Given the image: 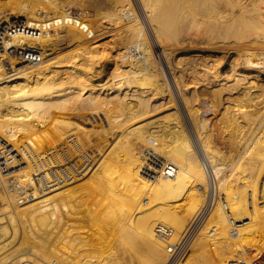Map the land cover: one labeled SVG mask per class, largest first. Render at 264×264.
<instances>
[{
	"label": "bare ground",
	"instance_id": "bare-ground-1",
	"mask_svg": "<svg viewBox=\"0 0 264 264\" xmlns=\"http://www.w3.org/2000/svg\"><path fill=\"white\" fill-rule=\"evenodd\" d=\"M12 2H0V30L5 27V30L20 29L24 32L12 38H8V34L0 36V162L8 165L10 169L19 166L22 160L15 159L16 151L17 155L23 156V162L29 161L30 165L28 163L23 170L9 172L6 176L0 175V255L11 248L14 242L19 243L17 248H12V251L10 249L0 257V264H169L170 257L166 246L157 238L154 227L168 225L175 232L174 237H181L193 224L202 208L206 190L211 186L208 179L217 180L220 190L224 181L221 175L224 171L232 177L230 184L237 187L238 192L237 188L227 192L224 203L221 202L220 205L219 202L216 205L208 219V223L212 222L208 224L210 229L203 230L205 238L209 237L210 240L206 239V242H214V245H217L214 246L215 249H221L226 257L225 259L222 256V260L231 259L233 262L244 254L243 248H247L246 246L260 248L261 252H264L263 0H225L230 7L227 8L229 13L222 11L223 13L206 15V12H200L206 15V53L215 57L216 53L211 49L221 46L219 41H214L215 36L218 39L222 33H225L226 37L227 33H232L234 35H230L235 38L229 41V49L234 57L231 64L228 63L232 67L231 75L221 73L220 67L223 65L220 61L206 60V98L202 99L206 100L207 106H214L218 112L208 107L205 112L200 105H190L188 99L183 98L185 86L182 82L183 78L185 81L189 80L187 76L190 69L182 71L184 68L180 66L181 70L174 71L178 64L186 63V60L179 56L184 53L178 55V62H173V51L169 53L167 49L170 48L162 47V36L169 35L170 40H173L170 31L173 25H180L181 19L178 13H175V18L169 16V20L171 21V17L176 20L180 18L179 24L173 19L172 26L169 20L165 21L173 6H170L168 11L167 8L162 11L159 10V3L166 4L167 0L139 2L145 23L150 26L167 69L173 76L171 82L174 83L173 88H176L177 94L173 93L172 86L162 78V70L155 55L151 53L141 27L138 26L133 0ZM218 3L216 4L219 5ZM72 6L80 11L75 13ZM201 6L197 5V8L195 6L191 9ZM85 7L87 10L92 9L94 14L82 11ZM48 8L50 11L52 9L54 18L39 11ZM190 10L187 11L189 18L191 14L196 15V10L195 13ZM159 11L164 12V15L158 13ZM104 13L108 14L103 16ZM200 13L197 15H201ZM76 16L78 17L75 18ZM192 17L188 19L191 20L190 23L196 20H192ZM185 20L188 21L185 18L183 22ZM165 23L170 27H166ZM240 26H243L241 31L250 26L259 34L253 31L252 35L250 33L252 37L247 34L244 38L239 33ZM174 28L173 30L177 29ZM236 28L239 30H234ZM27 31H37L40 34L32 38V35H27ZM177 31L179 29L174 33ZM247 31L251 32L248 29ZM99 32L112 35L111 44L117 49L112 51L113 70L103 74L104 78H108L105 84L98 82L103 78V61L107 58L108 48L96 41L100 39ZM214 34L216 35L213 36ZM142 38L145 43H142ZM164 38L169 39L168 36ZM72 41L77 42V52H73L76 51L74 45L71 60L64 62L67 60L64 59L63 65L58 64L61 62H52L54 57L49 58L51 63L45 60L31 66L22 65L27 62L22 57L28 51L26 44H29L28 48L34 49L33 45L39 43L53 53L59 49L62 51L64 46ZM14 57L16 61L4 64L6 58ZM76 61L79 62V68L76 65L74 67ZM8 65L12 69L9 70L10 73L6 70ZM178 94L193 126L192 135L187 130L189 126H184L188 125L189 121L184 122L186 120L183 119L180 109L182 105L178 108V102H174V98L178 100ZM107 103L131 110L132 123L122 124L120 130L111 128L106 131L108 134L102 133L94 138L95 129L83 127L81 123L72 120L79 111L93 110L95 113L94 109ZM59 111H67L71 116L66 115L67 113L66 116L60 115ZM202 111L205 113L201 114ZM207 113L211 114L209 119ZM159 128L164 129L166 133L161 132ZM80 131L91 135L93 139L96 153L91 156L82 153L83 145L81 146L76 135ZM131 133L143 140L155 137V154L178 167L174 178L151 179L142 176L145 168L143 155L138 156L135 146L129 147L127 142L121 141ZM33 139H41L40 144L46 150L40 153L42 149L39 148L38 153V149L32 146L36 142L33 143ZM93 143L90 142V146ZM165 145H171V148L161 154ZM10 146L13 148L9 149ZM62 146H65L66 150ZM89 149L92 152L91 147ZM196 150L202 158L205 156L211 170L208 171L203 160L202 166ZM78 156L85 159L83 167L77 165ZM90 160L95 161L97 166L86 170L93 172L89 174L92 181L88 179L91 185L86 189L92 196L99 194L100 203L96 208L88 204L90 194L85 201V197L81 199L84 195L82 191L80 196L75 190L65 188L75 183L81 173L89 167ZM35 176L39 177L38 186ZM10 179L20 182L21 191L15 192L9 188ZM194 182L195 191L191 188ZM29 186L35 188L33 193L28 194ZM20 192L26 194L23 200L19 196ZM155 202H161L162 210L146 212ZM5 213H8L5 215L7 220L3 217ZM40 230L44 233L42 236V232L39 234ZM234 230L238 231L235 236L232 234ZM200 236L204 237L202 233ZM237 236L240 237L239 242L234 240ZM204 242L200 245L202 250L208 244L205 242V245ZM41 245L47 249H44L46 252ZM210 245L209 249H214L210 248ZM208 250L205 249L209 255ZM214 254L212 253V256ZM242 260L248 263L245 259Z\"/></svg>",
	"mask_w": 264,
	"mask_h": 264
},
{
	"label": "rangeland",
	"instance_id": "rangeland-1",
	"mask_svg": "<svg viewBox=\"0 0 264 264\" xmlns=\"http://www.w3.org/2000/svg\"><path fill=\"white\" fill-rule=\"evenodd\" d=\"M1 1H3V0H1ZM0 1V2H1ZM12 3H14L15 2V0H10ZM138 1V2H137ZM164 1H166V0H164ZM169 1V2H168ZM173 1L174 0H167V3L165 4V2H163L164 4H162V3H159V5H160V8H159V10L161 9L162 11H163V9L165 10L166 8H167V11L169 10L168 8L170 7V6H173V9H172V7H171V9L169 10V12H168V19H167V17H165L166 19H165V21H167V20H169L170 18H169V16H176V14L181 18H179L180 19V21H179V19L177 18V20L176 19H173L172 17H171V21L172 22H174L175 20V22L177 23L178 21L180 22V25H176V27H175V25H173L174 27V29H176V30H178L179 29V31H177V32H175V33H177V35H175L174 36V31H176V30H173V28L171 29L172 31H170V30H168V33H169V31L171 32V39L172 38H174V39H177V40H179V42L178 41H175L174 39L173 40H170V36L169 35H165L164 37H166V36H168L169 37V39L168 38H164L163 36H162V38H161V40H163L164 41V43L162 42V47L163 48H170V49H167V52H169V53H171L172 51H173V55H171L172 57H174V58H172V61L173 62H178L179 61V58L180 57H182V58H184L186 61V63H183V65H181V64H178L177 66H176V63H174L175 64V71L174 72H177V71H179V70H181L182 68H184V69H182V71H184V70H187V69H190V71H189V73H188V79L189 80H187V81H185V78H183V82H182V84H184V88H183V94L185 95H183V98L184 99H188V104H190V105H192L191 103H193L194 105L195 104H197V105H200L201 106V108L203 107V110H205V112H206V109H207V107L210 109V110H213L214 112H218V111H216L215 110V107L213 106V107H211V106H207L206 105V100L205 99H202V98H206V94H205V92H206V60L207 61H213V60H217V61H220V63H222V67H220V71H221V73L222 74H224L225 73V75H231V73H232V67L228 64V63H230L231 64V62L234 60V57H232V53L230 52V47H229V41H231V39H235L233 36H231V35H234V34H232V33H227V37H226V35H225V33H222L225 37H226V39H225V37L222 35V34H217V35H219L218 36V39L216 38V34H214L213 36H215L214 37V41L215 42H217V41H219L220 43H221V46L220 47H218V48H214V49H211L212 50V52H214V53H216V55H215V57H213L212 55H209V53H206V32H204V31H206V21H204V20H206V15H208V14H214V13H223V12H227V13H229V11H228V9L230 8L228 5H227V2H225V0H222L223 2H219V1H221V0H215V1H212L211 2V0H206V2H202V1H200V0H198V1H193V0H175V3H177V2H180V3H177V4H175V3H173ZM199 1H200V5H199ZM219 3H218V2ZM133 7H134V10H135V12H136V15L138 16V22H139V24H138V26L139 27H141V29H142V31H143V34H144V36H145V38H146V42H148V44H149V46H150V49H151V53L153 54V55H155V58H156V60H157V62H158V64H159V66H160V68H161V75H162V78L167 82V84L169 85L170 84V87L172 88V89H174L173 90V93L175 94H177V90H176V88H173L175 85H174V83L173 82H171V81H173V76H172V74L170 73V71L167 69V65L165 64V61H164V57H163V55H161L162 54V52H161V49H159L158 48V46H157V44H156V42H155V40H154V36H153V34H152V31L150 30V26H148V24H147V22L145 23V19H144V17H143V13H142V11H141V4H140V2H139V0H133ZM160 2V1H159ZM162 2V1H161ZM171 2V3H170ZM183 2V3H182ZM192 2H193V4H192ZM195 2H196V4H195ZM211 2V3H210ZM139 3V4H138ZM170 3V4H169ZM174 5H176V6H174ZM216 3H218L219 5H217ZM221 3H223V4H221ZM179 4V6L177 7V5ZM190 4H191V6H190ZM203 4V5H202ZM204 4H205V6H204ZM193 5V6H192ZM197 5L198 6H201V8L199 7L198 9L200 10H198V9H191V7L193 8V7H195L196 6V8H197ZM211 5V6H210ZM226 7H225V6ZM161 6H162V8H161ZM188 6V8H189V10L191 11V13L193 12V13H195V10H196V15H197V13L199 14L200 12L201 13H205L206 12V15H202L201 13V15H197V18H196V15H193V14H191L190 15V18L192 17V15L194 16V17H192V20L193 19H195L196 18V20H193L194 22L193 23H190L191 22V20H188V19H190L189 18V12L187 13V11H189V10H187L186 9V7ZM207 6V7H206ZM217 6V7H216ZM41 7V6H40ZM40 7H39V9H40ZM73 7V9H74V12L76 13V12H78V11H80L79 10V8H77V7H75V6H72ZM261 7L263 8V10H264V0H263V3L261 4ZM52 8V7H51ZM76 8L78 9L77 11H76ZM204 8V9H203ZM209 8V9H208ZM218 8V9H217ZM224 10H223V9ZM228 8V9H227ZM42 9V8H41ZM50 8H48V9H43V10H39L40 11V13H42L43 15H46V14H49V16L50 17H52V18H54L55 17V15L52 13L53 11H52V9H51V11L49 10ZM89 9V8H88ZM216 9V10H215ZM221 9V10H220ZM45 10H48V11H45ZM179 10V11H178ZM193 10V11H192ZM205 10V11H204ZM220 10V11H219ZM226 10V11H225ZM43 11V12H42ZM82 11H87L88 12V14L90 13V14H94V12L92 11V9H89V10H87V8L85 7V8H83V10ZM90 11V12H89ZM167 11H165V13H167ZM178 11V12H177ZM180 11H182V12H180ZM185 11V12H184ZM204 11V12H203ZM208 11H209V13H208ZM211 11H214V12H211ZM223 11V12H222ZM173 12V13H172ZM158 13H161V11H159ZM163 13V15H164V12H162ZM162 13H161V15H162ZM173 15H172V14ZM176 13V14H175ZM181 13H182V15H181ZM246 13H250V12H246ZM108 13H104L103 14V16H106ZM180 14V15H179ZM166 15V14H165ZM166 15V16H167ZM210 16V15H209ZM78 16H76L75 18H77ZM175 18V17H174ZM185 18H187V20L188 21H184L183 22V20L185 19ZM174 21H173V20ZM170 21V20H169ZM170 21V22H171ZM73 22V21H72ZM74 22H75V20H74ZM170 22H168V24L170 25ZM171 22V26H172V23ZM179 22H178V24H179ZM175 23V24H176ZM189 23H190V25H189ZM77 24V26H78V24H79V22L78 23H76ZM166 25V23H165V26L167 27L168 26V28L170 27L169 25ZM189 26H187V25ZM73 25H75V24H73ZM107 25V24H106ZM76 26V25H75ZM75 27V28H78V27ZM180 26V27H179ZM111 27V26H110ZM179 27V28H178ZM241 27H243V26H240L239 27V29L241 28ZM186 28V29H185ZM238 28V27H237ZM234 29V30H239V29ZM101 29V28H100ZM243 28H241L240 29V31L242 30ZM247 29L249 30V31H251V32H248L247 31ZM149 30L151 31V32H149ZM186 30V31H185ZM188 30H190V31H188ZM256 29H254L253 27H248L247 28V26H246V29L244 28V30L243 31H239V33L241 34V35H243L242 37H244V36H248V35H250V33H251V35H252V33H254V32H256L255 31ZM180 31H182V32H180ZM203 31V32H202ZM254 31V32H253ZM103 32H105V30L103 31ZM102 32V33H103ZM185 32V33H184ZM248 32V33H247ZM246 35H245V34ZM231 34V35H230ZM248 34V35H247ZM255 34H259V32L257 33H255ZM255 34H253V35H255ZM99 35H100V39H98V40H96L97 42H99V44L101 43L102 45L104 44V46H106L108 49H107V55H106V57L108 58H105V61H103V69L105 70L103 73H102V75L101 76H103V78L102 79H100V82H98V83H100V84H105L106 82H107V77H105L104 78V76L107 74V72H109V71H111V70H113V65H112V62H113V59H111L112 57H113V54H114V52H112V51H114V50H117V49H114V47L112 46V44H111V41H113V39H112V35H110V34H105V35H103V34H100V32H99ZM101 35H103V36H101ZM231 36L230 38H229V36ZM240 35V36H241ZM250 35V37H252ZM176 36H178V38H176ZM223 38H222V37ZM153 37V38H152ZM192 37H194V38H192ZM220 37V38H219ZM189 38L191 39V40H189ZM227 38H229V39H227ZM245 38V37H244ZM112 39V40H111ZM181 39V40H180ZM200 39V40H199ZM142 40V43H145V41L143 40V38L141 39ZM154 40V41H153ZM189 40V41H188ZM108 41H109V43H108ZM184 41V42H183ZM193 41V42H192ZM201 42V43H200ZM228 42V43H227ZM185 43V44H184ZM220 43H218L219 45H220ZM223 43V44H222ZM77 44V42H75V41H72V42H70V43H68L66 46H64L65 47V49H62V51H60V49L58 50V52L56 51V52H51V51H49L48 50V48H46L47 50H46V57H45V59L43 60L44 62H45V60L47 61V60H49V61H47V63L48 62H50L51 63V61L52 62H61V63H58V64H60V65H63V63L64 62H66V61H68V59L69 60H71V56L73 55V53H72V51L75 49V47L77 46L76 45ZM107 44H110V45H108L107 46ZM184 44V45H183ZM187 44V45H186ZM71 45V46H70ZM75 45V47H73ZM186 46H188V47H186ZM46 47V46H45ZM69 47V48H68ZM73 47V48H72ZM78 47V46H77ZM76 47V51H73V52H77V48ZM112 47H113V49H112ZM72 50H71V49ZM213 48V47H212ZM258 48H260V46H258ZM55 50H57V48L55 49ZM71 50V51H70ZM67 52H71V53H67V55H66V53ZM112 52V53H111ZM51 53V54H50ZM74 53V54H75ZM160 53V54H159ZM182 53H184V55L183 56H181V55H179V54H182ZM60 55V56H59ZM64 55V56H63ZM70 55V56H69ZM178 55L180 56V57H178ZM207 55V56H206ZM230 55V56H229ZM212 56V57H211ZM54 57V58H53ZM63 57V58H62ZM67 57V58H66ZM69 57V58H68ZM216 57H217V59H216ZM49 58H53L51 61H50V59ZM55 59V60H54ZM64 59H67V60H65L64 61ZM189 59V60H188ZM231 59V60H230ZM54 60V61H53ZM57 60V61H56ZM176 60V61H175ZM64 61V62H63ZM188 61V62H187ZM225 61V62H224ZM77 62V61H76ZM224 63H226V64H224ZM65 64V63H64ZM22 65H24V66H31V65H26V64H22ZM21 65V66H22ZM77 66V68H79V62H77V63H74V67H76ZM184 65H186V67H184ZM19 66V65H18ZM180 66H182V68L181 69H179L180 68ZM227 67V68H226ZM7 68V67H6ZM229 68V69H228ZM6 70H11V69H9V68H7ZM107 70V71H106ZM7 71V72H8ZM188 71V70H187ZM187 71H185V72H187ZM195 71V72H194ZM197 71V72H196ZM204 73H203V72ZM231 72V73H230ZM8 73H10V71L8 72ZM198 75H200V76H198ZM200 73V74H199ZM103 74H105V75H103ZM204 74H205V76H204ZM200 77V78H199ZM193 78V79H192ZM196 78H199L198 80L196 79ZM170 79V80H169ZM190 79H191V82H190ZM200 80V81H199ZM196 82V83H195ZM200 83V84H199ZM97 84V83H96ZM185 84H187V85H185ZM199 84V85H198ZM196 88V89H195ZM176 91V92H175ZM185 92V93H184ZM197 92H199L198 94H197ZM187 95V96H186ZM193 95V96H192ZM199 95V96H198ZM205 95V96H204ZM198 97V98H197ZM216 97H218V95H216ZM173 98H174V96H173ZM199 99V100H198ZM179 100V101H178ZM178 100H176L175 98H174V102H178V108H179V106L180 105H182V108H180L181 109V113H183L182 114V116H183V119L184 120H186V121H184V122H188L187 124L188 125H186L185 123V125L184 126H189V127H187V130H189L188 132H190L191 133V135L193 134V126L191 125V122H190V120H189V118L187 117V111L185 110V107H183V104H182V99L179 97V94H178ZM190 100V101H189ZM197 100V101H196ZM201 100H204V101H201ZM180 102V103H179ZM190 102V103H189ZM202 104H201V103ZM203 102H205V103H203ZM104 105V106H103ZM101 104L100 105V107H98V108H96V110L94 109V112L95 113H93L92 111H85V112H83V111H79L78 113H76L75 115V118H73L72 120H74L75 122H77V123H81L80 125H82L83 127H86V128H92V129H95V136H94V138H96L98 135H100V134H102V133H106V134H108L106 131H108L109 129L111 130V128H113V129H115V130H120L121 129V126H122V124H124V123H126V124H130V123H132V119H133V113H132V111L131 110H128L127 108H123V109H121V108H117L116 106L117 105H115L114 103L113 104ZM105 105H106V107H105ZM111 105V106H110ZM204 105V106H203ZM206 105V106H205ZM105 107V108H104ZM112 107H113V109H112ZM181 107V106H180ZM111 108V109H110ZM115 108H117V109H115ZM102 109V110H101ZM97 110H99V111H97ZM183 111V112H182ZM82 112V113H81ZM204 111H202L201 112V114H204L205 113ZM61 113V114H60ZM67 113V114H66ZM93 113V114H92ZM58 114H60V115H69V116H71V114H68V112L67 111H64V113H62V112H60L59 111V113ZM77 114H79V115H77ZM82 114V115H81ZM217 115H218V113H216ZM65 115V116H66ZM80 116V117H79ZM89 116V117H88ZM206 116H207V118L209 119L210 117H211V114H209V113H207L206 114ZM88 117V118H87ZM87 118V119H86ZM95 120H93V119ZM84 120H85V122H84ZM87 120V121H86ZM90 121H92V122H90ZM83 122H84V124H83ZM86 122H88V123H86ZM93 123H95L94 125H92ZM88 124H89V126H88ZM90 125H91V127H90ZM93 126H95L94 128H93ZM191 126V127H190ZM104 127V128H103ZM185 127V128H186ZM191 128H192V130H191ZM160 129V128H159ZM158 129V130H159ZM161 130V132H164V133H166V131L164 130V129H160ZM80 133H82V134H80ZM79 134V135H78ZM78 134H76L77 135V138L79 139L78 141L80 142V144H81V146H82V148H83V150H82V153H86L88 156H91V154H93V153H96V150H94V149H96V146H95V144L93 143V139L91 138V135L89 136V135H86V134H84V132L83 131H80V132H78ZM84 134V135H83ZM83 136V137H81V136ZM104 136H106V135H102V137H104ZM82 138V141H81V138ZM194 138H195V136H193ZM192 137V138H193ZM165 138H166V136H165ZM167 140L169 139V138H166ZM41 139H39V140H37L36 141V139H33V143L35 142V144H33L32 146H34V148L35 149H38V153H39V150L40 149H42V150H40V153H41V151L43 152L44 150H46V149H44L43 148V146H41V144H40V141ZM86 140V141H85ZM195 140V139H194ZM39 141V142H38ZM121 141H123V142H127V144L129 145V147L131 146H135V150L136 151H138V156H142L143 155V159H145L144 157H145V152L147 151V149L148 148H155L154 146V143H155V137H150V139L149 140H143V139H138L137 138V136L135 135V133L134 134H128L123 140H121ZM196 142H197V140H195ZM38 142V143H37ZM85 142H86V144L87 145H85ZM90 142H92L93 144H91V146H90ZM30 143H32L31 141H30ZM125 143L123 144V146H125ZM89 144V145H88ZM35 145H37V147L35 146ZM39 145V146H38ZM85 145V146H84ZM95 147H94V146ZM88 146H90L91 147V151L92 152H90V147H88ZM108 146V145H107ZM63 148L65 147V146H62ZM92 147H93V149H92ZM40 148V149H39ZM66 148V147H65ZM64 148V149H65ZM86 148V149H85ZM102 148H104V147H102ZM105 148H107L106 146H105ZM171 148V145H165L164 146V148L162 149V153L161 154H163V153H165L168 149H170ZM85 149V150H84ZM87 149H88V151H87ZM139 149V150H138ZM66 150V149H65ZM225 150V149H224ZM84 151V152H83ZM102 151V150H101ZM140 151V152H139ZM142 153V154H141ZM159 153V152H158ZM196 155H197V157L199 158V160L201 159V161H200V163L202 164V160H203V164H205L206 165V167L208 168V171H209V169L211 170V167H210V165H208V163L206 162V158H205V156L202 158V156H201V154H200V152L198 151V150H196ZM81 159V160H80ZM77 160L78 161H76L77 162V165L78 166H80V167H83L84 166V164H85V159H83L82 158V156H78V158H77ZM97 160V159H96ZM92 163V164H91ZM83 164V165H82ZM89 164V167H87V166H85V167H87L86 169H85V167L83 168V171H84V169H85V171L83 172V173H81L82 175H80V179L78 178L76 181H75V183H73V184H71V185H69V186H67V187H65L66 189H69V190H72V191H74V192H78L79 193V195L80 196H82L81 195V191H82V193L84 194L83 196H82V198L81 199H83L84 197V199H85V201L86 200H88V198H89V194H90V203H91V205H90V203H88L89 204V206H91V207H94V208H96V207H98V205H99V200H98V198L100 197V196H98L99 194L98 193H94L95 195H93L92 196V194L89 192V194H88V189H86V188H89L90 187V185H91V182L89 181V180H91L92 181V179H89L91 176V174L93 173V172H91V171H86V170H89V168L90 167H95V166H97L96 164V162L94 161V162H92L91 160H90V163H88ZM203 164H202V166H203ZM90 174V175H89ZM207 174V173H206ZM227 175H228V179H227ZM143 177H145L144 175H142ZM222 177H221V179L222 180H224L223 182H222V185H220V190L222 189V191H221V193H223V194H225V196L224 197H227V195H228V193L227 192H231V190H234V189H236L234 186H233V184L231 185L230 184V180L232 179V177L227 173V171H224V173L221 175ZM226 177V178H225ZM230 177H231V179H230ZM92 178V177H91ZM225 178V179H224ZM89 179V180H88ZM207 179V178H206ZM87 180H88V182H87ZM226 180V181H225ZM87 183H86V182ZM228 181H229V183H228ZM208 182V181H207ZM224 182H226V183H224ZM195 184H193L192 183V187L191 188H193V191H195V189L194 188H196V182H194ZM74 184H76V185H74ZM78 184V185H77ZM224 184V185H223ZM229 185V186H228ZM73 186V187H72ZM78 186V187H77ZM233 186V187H232ZM76 187V188H75ZM80 187V188H79ZM217 188H219V183H218V185H217ZM240 189V188H239ZM80 190V191H79ZM87 192H86V191ZM237 190V192H238V188L236 189ZM84 192H86V193H84ZM88 194V195H87ZM227 194V195H226ZM23 200V199H22ZM25 201V200H24ZM219 203V202H218ZM217 203V204H218ZM155 204V205H154ZM153 205H152V207L151 208H147L148 210L146 211V212H150L151 210H162V204H161V202H155ZM220 205L222 204L221 202L219 203ZM160 208V209H159ZM146 212H145V214H146ZM8 214V213H7ZM6 213L5 214H3L2 216L5 218L6 216L5 215H7ZM1 216V217H2ZM249 218H250V216H248ZM5 220H7V218H5ZM212 221V220H211ZM208 222H210L209 220H208ZM207 222V224H206V227L204 228L205 230H206V228H207V230H209L210 229V227L208 226V224H211V223H208ZM157 225V224H156ZM168 226V225H167ZM157 226H155L154 227V232H155V228H156ZM168 227H170V226H168ZM209 227V228H208ZM203 229V230H204ZM201 231L200 232V235H201V233H202V236H204V237H201L199 234L197 235V237L195 238V240L193 241V244L191 245V248H190V250H189V252H188V254L182 259V260H180L177 264H209V263H211V264H226L227 263V261L228 260H225L226 259V257H224V255H223V252L221 251V249H215V247L217 246V245H214V242H206V239L207 240H209V237L208 238H205L206 237V235H203L204 233V231ZM206 230V231H207ZM205 231V232H206ZM40 232H42V230H40L39 231V234H40ZM175 233V232H174ZM173 233V234H174ZM236 233V234H235ZM232 232V234L235 236V235H237V233H238V231L237 232ZM42 234H44L43 232L40 234V236H42ZM155 234H156V232H155ZM208 236H211V235H209V234H207ZM157 236V235H156ZM183 236V234L181 235V237ZM29 237H32V236H29ZM181 237H178V238H176V237H174V235L173 236H171V238H170V240H168V242H176V241H178ZM158 238V237H157ZM174 238V239H173ZM201 238H203V240L201 239ZM240 237H236V239H234L236 242H239L240 241V239H239ZM159 239V238H158ZM205 239V240H204ZM163 244H165L164 246H166V243L164 242V241H162L161 239H159ZM176 240V241H175ZM198 241H200L199 242V244L198 243H196V242H198ZM202 241V242H201ZM203 241H205L206 242V244H207V248L209 249V245L210 244H212V245H210V248H214V249H207L206 247H205V249L206 250H208L209 251V255H208V252H206L205 251V249L204 250H202L201 249V246L203 245ZM210 241V240H209ZM17 242V241H16ZM205 242H204V244H205ZM15 243V242H14ZM13 243V245L11 246V248L9 247L7 250H5L3 253H1L2 255H4V254H6V253H8L9 252V250L10 251H12V248H17L18 247V242H17V244L15 243L14 244ZM205 244V245H206ZM201 245V246H200ZM215 246V247H214ZM246 246V245H245ZM42 249H43V251H47V249L43 246V245H41L40 246ZM247 248H243L244 250H245V252H244V254L242 255V256H239V258L238 257H236V258H238V259H245L246 261H248V263L252 260V258L254 257V254L255 253H262L261 252V250H260V248H251V247H248V246H246ZM166 248V247H165ZM197 248H200V249H197ZM13 249V250H14ZM45 249V250H44ZM203 252H205V253H203ZM214 250L216 251V250H219L220 252H222V254L219 252V251H216V252H214ZM45 251V252H46ZM201 251V252H200ZM256 251V252H255ZM6 252V253H5ZM214 254V253H217V254H214L213 256H212V253ZM200 253V254H199ZM201 253H203V254H201ZM197 254V255H196ZM206 254V255H205ZM2 255H0V257L2 256ZM169 255V254H168ZM199 255V256H198ZM213 257L212 259H211V256ZM216 255V256H215ZM205 256V257H204ZM222 256L225 258L224 260H222L223 258H222ZM169 257H170V255H169ZM202 257V258H201ZM210 257V258H209ZM215 257V258H214ZM216 257H219V259H220V257H221V261L220 260H218V258L216 259ZM243 257V258H242ZM209 258V259H208ZM170 259V258H169ZM208 259V260H207ZM211 259V260H210ZM235 259V258H234ZM206 260V261H205ZM231 260V259H230ZM229 260V261H230ZM213 261V262H212ZM197 262V263H196ZM207 262V263H206ZM224 262V263H223ZM247 263V262H246ZM247 263V264H248Z\"/></svg>",
	"mask_w": 264,
	"mask_h": 264
},
{
	"label": "built area",
	"instance_id": "built-area-1",
	"mask_svg": "<svg viewBox=\"0 0 264 264\" xmlns=\"http://www.w3.org/2000/svg\"><path fill=\"white\" fill-rule=\"evenodd\" d=\"M22 20H25L22 18ZM21 32H24L23 30L21 31L20 29L17 30H5V27H3L0 30V36L8 34V38H12L14 35H17ZM30 34L32 35V38H36V35L40 34V32L37 31H31L27 35ZM29 44H26L25 47H27L28 51L26 54L22 57H24L27 62L25 63L26 65H34L36 63H39L43 61L46 57V47L41 44H34L32 48H28ZM25 51V50H24ZM3 54V53H2ZM10 58V57H9ZM6 58V61L4 64L7 62L11 63L16 61V58L14 57L13 59ZM10 65L7 66L9 68ZM11 69V68H9ZM12 70V69H11ZM13 147L10 146L9 149H12ZM18 153L15 151L14 156L15 159L22 160L20 165L11 168L3 164L0 165V175H8L9 172L13 171H19L23 170L25 167H27V164L30 162H23V156L22 155H17ZM145 168L142 171V175L145 177L147 176L148 178H156V177H161L163 179H168V178H174L176 173L178 172V167L174 164H171L169 162H165L163 159L158 157L155 154V151L153 148H148L147 151L145 152ZM37 186L40 184L39 182V177H34ZM209 183L211 184L210 188L206 190V198L204 200V203L202 205V208L200 209L197 217L195 218L194 222L192 225L189 226L187 231L183 234V236L176 242H168L170 240L171 236H173V229L171 227H168L166 225H158L155 228L156 235L159 239L164 241L166 243V249L167 253L170 255V261L169 264H177L180 260H182L189 252L191 245L193 244V241L197 237V235L206 227V224L208 222V219L212 215L213 211L216 208V205L218 202L224 203V194L220 192V190L217 188L218 182L217 180H214L213 178H209ZM8 186L12 191L18 192L21 191L22 187L20 186V182L17 179H10L8 182ZM199 187V186H198ZM30 189L28 192L33 193L35 188L32 186H29ZM20 198H24L26 196L25 193L20 192ZM27 200V199H24ZM227 202H225L226 204ZM228 204V203H227ZM234 233L236 230L233 231ZM250 264H264V252L262 253H255L254 257L252 260L249 262ZM226 264H246L243 262L242 259H238L236 262H233L232 260L228 261Z\"/></svg>",
	"mask_w": 264,
	"mask_h": 264
}]
</instances>
